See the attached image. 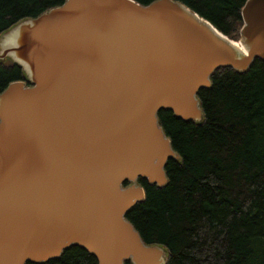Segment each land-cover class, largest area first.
I'll use <instances>...</instances> for the list:
<instances>
[{
  "label": "water",
  "instance_id": "obj_1",
  "mask_svg": "<svg viewBox=\"0 0 264 264\" xmlns=\"http://www.w3.org/2000/svg\"><path fill=\"white\" fill-rule=\"evenodd\" d=\"M238 40L177 0H64L0 33L25 80L0 92V264L76 245L98 264H166L125 213L180 161L160 109L200 123L219 67L264 60V0H245ZM127 182V184H124Z\"/></svg>",
  "mask_w": 264,
  "mask_h": 264
},
{
  "label": "trees",
  "instance_id": "obj_2",
  "mask_svg": "<svg viewBox=\"0 0 264 264\" xmlns=\"http://www.w3.org/2000/svg\"><path fill=\"white\" fill-rule=\"evenodd\" d=\"M63 1L0 0V33ZM177 1L238 40L245 0ZM15 80H25L21 68L0 62V92ZM197 97L204 112L200 123L167 109L157 112L180 161L167 160L162 187L138 177L145 197L125 217L144 242L167 248L166 264H264V60L255 58L244 72L217 68ZM25 264L98 261L71 245L58 258Z\"/></svg>",
  "mask_w": 264,
  "mask_h": 264
}]
</instances>
